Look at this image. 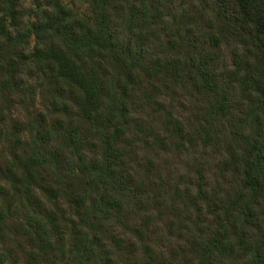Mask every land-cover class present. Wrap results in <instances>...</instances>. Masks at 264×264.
Masks as SVG:
<instances>
[{
    "label": "trees",
    "instance_id": "trees-1",
    "mask_svg": "<svg viewBox=\"0 0 264 264\" xmlns=\"http://www.w3.org/2000/svg\"><path fill=\"white\" fill-rule=\"evenodd\" d=\"M0 264H264V0H0Z\"/></svg>",
    "mask_w": 264,
    "mask_h": 264
}]
</instances>
